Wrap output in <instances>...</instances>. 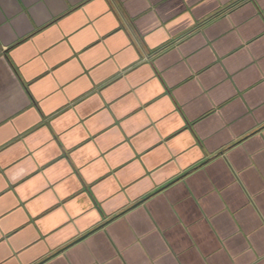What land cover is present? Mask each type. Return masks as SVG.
<instances>
[{
    "label": "crops",
    "instance_id": "crops-1",
    "mask_svg": "<svg viewBox=\"0 0 264 264\" xmlns=\"http://www.w3.org/2000/svg\"><path fill=\"white\" fill-rule=\"evenodd\" d=\"M0 264H264V0H0Z\"/></svg>",
    "mask_w": 264,
    "mask_h": 264
}]
</instances>
